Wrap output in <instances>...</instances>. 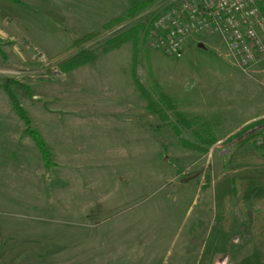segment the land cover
Here are the masks:
<instances>
[{"label": "rangeland", "instance_id": "374dc122", "mask_svg": "<svg viewBox=\"0 0 264 264\" xmlns=\"http://www.w3.org/2000/svg\"><path fill=\"white\" fill-rule=\"evenodd\" d=\"M18 1L0 0V264H264L241 235L230 196L232 178H264V163L227 161L234 136L264 110V62L243 71L212 32L192 36L180 58L164 55L150 23L178 0L131 17L148 0ZM130 29L134 43L102 56L104 42ZM95 31L92 41L72 45ZM80 50L100 67L76 71L87 80L81 91L80 78L60 67ZM5 88L49 149V168ZM79 94L87 103L79 130L62 127L70 144L50 148L40 134L44 117L55 120L67 98L75 107L70 99ZM198 136L216 143L207 152L181 143L202 147Z\"/></svg>", "mask_w": 264, "mask_h": 264}, {"label": "built area", "instance_id": "2783aa9c", "mask_svg": "<svg viewBox=\"0 0 264 264\" xmlns=\"http://www.w3.org/2000/svg\"><path fill=\"white\" fill-rule=\"evenodd\" d=\"M152 4L167 0H148ZM156 46L168 57L180 58L194 35L212 32L221 37L231 58L243 71L264 62V0H178L151 20ZM264 117L247 122L253 146L264 150ZM242 127V128H243Z\"/></svg>", "mask_w": 264, "mask_h": 264}, {"label": "trees", "instance_id": "16d2710c", "mask_svg": "<svg viewBox=\"0 0 264 264\" xmlns=\"http://www.w3.org/2000/svg\"><path fill=\"white\" fill-rule=\"evenodd\" d=\"M9 1L15 4H21L18 0ZM151 4L152 2L146 1L141 5L130 9L126 14V17L136 15L142 8L148 7ZM122 18L123 17L107 22L101 26V29H111L113 26L120 23L123 20ZM136 35L135 29L122 32L104 42L99 52L102 55H105L110 51L119 50L125 44L131 41L134 43L136 41ZM97 36H99L98 31L84 34L83 36L79 37V39L74 40L72 45L74 47H81L95 39ZM89 53L90 52L85 50H80V52L72 61L62 63L60 65L62 73L72 72L78 67L90 63V61L94 59V56L89 58ZM132 79L135 87L142 91L146 97V100L149 101L147 108L160 117L162 113L161 108L157 104L151 102L148 91L144 89V87L136 80L134 73L132 74ZM5 92L11 102L12 109L15 111L18 118L24 122L26 133H29L36 148L39 150L45 168H49L52 165L50 161L49 149L45 146L37 132L31 129V123L27 117V114L15 96L8 88H5ZM165 99L167 98L165 97ZM261 117H264V110H262L255 118ZM249 128L250 126L241 128L233 139H239L247 132ZM177 132L179 131L176 128V133ZM252 138V135H247L243 137L242 140H239L237 143H235L227 158L229 164L258 165L264 163V154H260L259 150L253 146ZM198 142L199 145L203 146L198 147L191 143L181 141L184 147L201 152H207L216 143L214 139H209L206 141L200 136H198ZM230 196L237 200V205L241 216V235L245 238H248L254 244L258 252L264 256V178L253 176L232 178L230 181Z\"/></svg>", "mask_w": 264, "mask_h": 264}, {"label": "crops", "instance_id": "0c3cea01", "mask_svg": "<svg viewBox=\"0 0 264 264\" xmlns=\"http://www.w3.org/2000/svg\"><path fill=\"white\" fill-rule=\"evenodd\" d=\"M121 17L112 18L109 21L114 20V19H118V18H121ZM109 21H107V22H109ZM119 50H114V51H119ZM110 52H113V51H110ZM110 52H108L107 54H109ZM107 54H105V55H107ZM105 55H102V56H105ZM92 64L93 63L84 64V65L78 67L77 69H75L74 71L68 73V74L74 73V78H80V79H75L74 80V82H76V84L78 85L80 91L83 90L82 87L84 86V84H86L87 80L81 79V77H80L82 74H84V72L79 73V72H76V71H78L79 69H82V68L83 69L84 68L85 69H90V70H92V68H100V67H97V66H93ZM117 64L118 63H108L107 65H117ZM112 68L113 67L109 68V69H111L110 70L111 72H109V73H110V75L115 77V71ZM114 69H115V66H114ZM107 72L108 71H105V73H107ZM94 74L95 73L92 72V71L89 73V75L91 77H93ZM133 86H134V84H133ZM135 89H136V87H135ZM95 91H97V90L95 89ZM80 95L81 94H79L77 96V97H79V99L77 101H75L74 99H70V100H73V103H71V104L74 105L75 107H70L69 108L68 106H65V105H69V104H66V101H68L69 98H67L66 100H63V102H62L63 109L59 110V112H56L57 114L55 116L56 117L55 120H54V118H51L52 116H49V115H46L47 118L42 116V117H44V119H43L44 122H43V124L41 126L40 134H41V137L43 138V140L48 145L51 146L50 148L56 147L57 149H60V148H62L63 144H66V143L70 144V141L72 140V136L69 137L70 140L68 138H66L65 134H62V127H63V129H64L65 126L67 128H73L75 130V133L79 130V126H78L79 123H80L79 118L83 117L84 114L86 113V111H82V110H80V108L87 106V103H85V99H81L80 100ZM73 96L75 97L76 94L73 95ZM132 106H133V104L131 103V104H128L126 107L129 109ZM135 109H137V112L140 111L142 116L144 115V113H143L144 112V104H141L140 110H139V107H137ZM123 113H128V111H123L122 109L121 110L120 109L119 110H117V109L112 110V115H122ZM249 121H251V119L246 121V122H249ZM48 136H50V137H48ZM52 143H55V146Z\"/></svg>", "mask_w": 264, "mask_h": 264}]
</instances>
